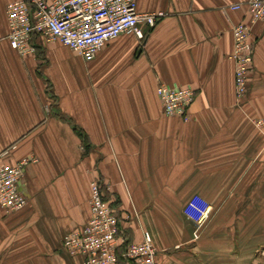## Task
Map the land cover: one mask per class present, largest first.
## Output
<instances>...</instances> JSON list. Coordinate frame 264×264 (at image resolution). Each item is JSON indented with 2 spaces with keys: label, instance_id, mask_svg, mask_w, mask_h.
Here are the masks:
<instances>
[{
  "label": "crops",
  "instance_id": "1",
  "mask_svg": "<svg viewBox=\"0 0 264 264\" xmlns=\"http://www.w3.org/2000/svg\"><path fill=\"white\" fill-rule=\"evenodd\" d=\"M11 1L0 0V163L33 160L20 184L28 206L0 207V264H82L64 239L89 223L96 179L123 238L149 232L159 264H264V130L253 124L264 118V21L241 104L232 57L248 0H137L165 16L92 62L39 37L36 54L20 55ZM160 84L196 90L189 121L163 114ZM197 195L212 207L200 229L184 212Z\"/></svg>",
  "mask_w": 264,
  "mask_h": 264
},
{
  "label": "built area",
  "instance_id": "2",
  "mask_svg": "<svg viewBox=\"0 0 264 264\" xmlns=\"http://www.w3.org/2000/svg\"><path fill=\"white\" fill-rule=\"evenodd\" d=\"M251 18L234 28L236 91L244 103L254 67L255 26L264 21V0H248ZM234 9H240L236 5ZM9 39L20 55L37 52L35 37L47 42H60L84 58L94 61L111 41L134 34L145 39L143 28H154L163 13L140 12L137 0H13L7 6ZM158 97L168 117L180 116L189 121V109L197 98L190 87L158 86ZM253 124L264 130V118ZM33 159H22L15 165L0 163V207L7 215L23 211L28 198L20 191L26 168ZM109 186L100 179L91 184V219L85 227L64 239V249L83 258L82 264H159L158 250L149 232L141 243H128L122 236L117 211L108 200ZM212 207L200 196L188 203L184 212L200 229L210 217Z\"/></svg>",
  "mask_w": 264,
  "mask_h": 264
},
{
  "label": "trees",
  "instance_id": "3",
  "mask_svg": "<svg viewBox=\"0 0 264 264\" xmlns=\"http://www.w3.org/2000/svg\"><path fill=\"white\" fill-rule=\"evenodd\" d=\"M75 131H77V132L79 133V135H81V136L84 138V140L86 139V136H85V134H84L82 131H80V129L76 128V130H75ZM85 146L87 147V144H86V142H85Z\"/></svg>",
  "mask_w": 264,
  "mask_h": 264
}]
</instances>
